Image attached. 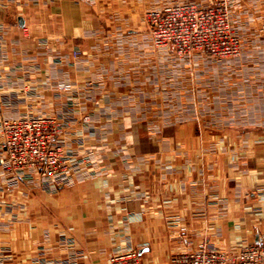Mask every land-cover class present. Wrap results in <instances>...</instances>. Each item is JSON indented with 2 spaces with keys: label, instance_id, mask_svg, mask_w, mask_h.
<instances>
[{
  "label": "crops",
  "instance_id": "0c3cea01",
  "mask_svg": "<svg viewBox=\"0 0 264 264\" xmlns=\"http://www.w3.org/2000/svg\"><path fill=\"white\" fill-rule=\"evenodd\" d=\"M171 1L0 0L3 116L74 106L63 143L92 161L64 185L10 184L0 162V264H111L130 245L170 264L264 238V0H230L244 51L218 64L155 47L145 13Z\"/></svg>",
  "mask_w": 264,
  "mask_h": 264
},
{
  "label": "built area",
  "instance_id": "2783aa9c",
  "mask_svg": "<svg viewBox=\"0 0 264 264\" xmlns=\"http://www.w3.org/2000/svg\"><path fill=\"white\" fill-rule=\"evenodd\" d=\"M229 14L230 0H206L204 3L185 0L148 10L146 20L157 46L169 47L180 55L199 50L218 59L239 53L241 40L232 30ZM1 107L0 103V132L6 138L0 142V149L10 152L11 156L14 152L26 151L36 159L33 166L44 170L50 180L69 183L71 160L58 148H53L56 145L53 144L54 130L34 116L8 120ZM8 161L0 159L5 167H10ZM140 259L138 249L128 248L111 261L112 264H140ZM171 264H264V241L242 246L234 255L201 243L196 249L175 254Z\"/></svg>",
  "mask_w": 264,
  "mask_h": 264
},
{
  "label": "rangeland",
  "instance_id": "374dc122",
  "mask_svg": "<svg viewBox=\"0 0 264 264\" xmlns=\"http://www.w3.org/2000/svg\"><path fill=\"white\" fill-rule=\"evenodd\" d=\"M185 1V0H183ZM183 1H177V0H172L171 2H168L166 4H164L163 6L161 7H157V8H150L148 10H153V9H160L162 7H165L167 5H170L172 4L173 2H183ZM190 1H193V2H197V3H204L206 0H190ZM230 6H231V3H230ZM147 10V11H148ZM146 11V13H147ZM146 13H145V19H146ZM229 19H230V24L232 26V30L233 32L236 34V36H238L241 40V43H240V47H239V53L235 54L234 56H228V57H222V58H214L212 57L211 55L207 54V53H204L202 51H199V50H196V51H193L192 53L190 54H183V55H180L179 53H177L176 51H173L172 49H170L169 47H159L155 44L154 42V39H153V35L151 33V26L149 24V33H150V36L152 37L153 39V42H154V45L156 48H167L169 50H172L173 52H175L176 54H178L179 56H182V57H185V58H189L191 59V57L194 55V54H197V53H201V54H205V55H208L209 57L212 58L213 63L214 64H218V62H220L221 60H224V59H231V58H237L239 56L242 55L243 51H244V44H243V38L241 37L240 34H238V32L234 29L233 25H232V21H231V12L229 14ZM147 21V20H146ZM254 26L256 27L257 25L254 24ZM260 34V33H259ZM260 36H264V28L261 29V35ZM246 47V46H245ZM79 52L78 51H75V54H78ZM252 65V64H251ZM253 67V66H252ZM215 84H218V82H215ZM61 89H65V85L64 84H61L60 86ZM75 108L74 106H71L70 109L67 111V115L63 117V115H61L60 113L58 112H54V113H47V112H44L42 114H36L34 113V111L29 108V109H26L21 115H19L18 117L16 118H8L6 116H4L6 119L8 120H14V119H18V118H22V117H28V116H34L35 118H38V119H41V120H44L46 123H45V126L48 127V128H51L52 130H54L55 132V139L53 140V144L56 143V145L53 146L54 149L58 148L60 150V152H63V154H65L66 156H68L70 159H73V163H71V167H72V171L70 172V177L72 178L73 176V173H74V170L75 168L80 164V163H87V165L91 164V159L88 158V157H85L83 154H74L73 152H68L67 151V148L65 147V144L63 143V135H64V132H65V129H66V126H67V123L69 121L66 122V119H64L65 117H72L74 118L75 116ZM3 113V111H2ZM84 114L82 115V117H80V120L81 122L83 123H88L89 120H90V114L87 113V112H83ZM5 139L6 138V135L4 134L2 136V139ZM2 141V140H1ZM40 150H42V148H40ZM0 159L1 158H6L8 161V163L10 164V167H5L2 163L1 165L3 166L4 170L9 174V176H11V182L10 184H15V183H23L24 180H27L30 176L33 175L34 172L36 171H40L43 173V176L48 180V181H52L50 180L49 178V175L44 172V170H41L39 168H35L33 166V163L34 161V158L30 156V154H28L26 151H20V152H14V154L11 156L10 155V152L8 153L6 150H3V149H0ZM54 182L55 184H58L56 183L54 180L52 181ZM64 185V184H63ZM11 194L12 195V189L11 191H8L7 194ZM7 205V210L8 211H13V203L12 201H8V203L6 204ZM263 241H264V238H263ZM205 244H207L206 242H203ZM255 243V242H253ZM249 244H252V243H248L246 245H249ZM199 245V244H198ZM197 245V247H198ZM208 245V244H207ZM210 246V245H208ZM242 246H245V245H242ZM242 246H240L239 248H237L235 251H228V250H225V249H221L217 246H210V247H216L218 248L219 250H221L222 252H227L229 255H234L236 254L237 250L240 249ZM129 248H134V249H137L135 248L134 246L130 245L128 246ZM196 247V248H197ZM196 248H192V249H196ZM186 250H190V249H186ZM184 251V250H183ZM179 252H182V251H178V252H175L172 254L171 256V259H170V264H171V260L173 258V256ZM122 252H118V253H115L111 256L110 258V261L111 259L116 255V254H120ZM3 251H0V260L1 258H3ZM141 260V259H140ZM60 264H69V262L67 261H61ZM111 264H112V261H111ZM140 264H142V260L140 261Z\"/></svg>",
  "mask_w": 264,
  "mask_h": 264
}]
</instances>
